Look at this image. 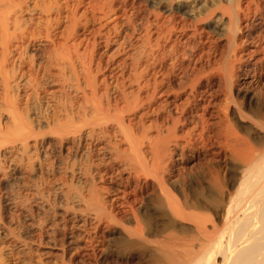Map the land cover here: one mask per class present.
<instances>
[{
	"label": "bare ground",
	"instance_id": "bare-ground-1",
	"mask_svg": "<svg viewBox=\"0 0 264 264\" xmlns=\"http://www.w3.org/2000/svg\"><path fill=\"white\" fill-rule=\"evenodd\" d=\"M150 1L133 54L106 1L0 0V264H264V0Z\"/></svg>",
	"mask_w": 264,
	"mask_h": 264
},
{
	"label": "rangeland",
	"instance_id": "rangeland-1",
	"mask_svg": "<svg viewBox=\"0 0 264 264\" xmlns=\"http://www.w3.org/2000/svg\"><path fill=\"white\" fill-rule=\"evenodd\" d=\"M18 1H20V0H18ZM85 1V3H84V5H82V11H86L87 9H90L89 10V12L91 11V9L93 8V7H95L96 6V4H100V3H104L105 1L106 2H108L109 3V5L112 7V9H114V13L116 12H118L117 13V15H114V13H112L111 15H110V19H109V22H108V25H109V28H108V31H110V33H111V35H113L112 33L115 31V28H119V30L121 29V28H123V29H121V32L122 33H127V32H129L128 34H133V32H134V34H135V41H133V44H134V46H135V50H133V54H137L139 51H140V48H141V46L142 45H140V44H142V42H143V40H144V37H142V36H144L143 34H144V28H146L147 26H148V24L150 23V21H151V13L153 12V10H154V8H153V4L151 3V1L150 0H84ZM103 1V2H102ZM148 1V2H147ZM124 5H125V7H124ZM1 6V5H0ZM2 7V6H1ZM0 7V8H1ZM121 7H124V9H125V11L124 12H122L121 11ZM3 8V7H2ZM1 8V9H2ZM120 8V9H119ZM150 14V15H149ZM126 15V16H125ZM150 16V17H149ZM182 19H184V20H187V19H185V17L182 15V16H180ZM147 20H149L148 22H147ZM130 22V23H129ZM128 23V24H127ZM145 23H146V25H145ZM130 25H131V27H130ZM120 26V27H119ZM124 26H125V28H124ZM127 26V27H126ZM129 26V27H128ZM131 29V30H130ZM135 31H134V30ZM144 29V30H143ZM126 30V31H125ZM128 30V31H127ZM132 30H133V32H132ZM141 30H142V32H141ZM130 32H132V33H130ZM142 34H141V33ZM140 34V35H139ZM214 40V39H213ZM0 42H1V38H0ZM216 42H218V44H221L220 46H222L221 47V49L222 48H224L225 46H223V44H222V41L221 40H218V41H216ZM47 44V45H46ZM39 45V46H38ZM138 45H140L139 47H138ZM137 47V48H136ZM179 47H180V50H181V48H182V45L180 44L179 45ZM138 48H139V50H138ZM0 49H1V45H0ZM32 49V51L30 50V49H28V51H26V53H30V54H28V55H31L32 53H33V55L35 56V59L38 61V60H40V58H42V57H40V56H43V54H45V53H47V52H49L50 51V44L48 43V42H45V41H40V42H37L35 45H33V48H31ZM45 49V50H44ZM100 53H102V51H100V50H98ZM97 51V58H101L100 57V55L101 54H99V52ZM138 51V52H137ZM136 52V53H135ZM16 54V53H15ZM40 55V56H39ZM39 56V57H38ZM99 56V57H98ZM2 60V54H1V50H0V61ZM12 65H14L13 63L11 64V68H13V66ZM48 67H46V69H47ZM43 69V73H45V71H48L49 69ZM47 73V72H46ZM46 77L48 76L47 74H44ZM45 77V78H46ZM49 76H48V79L47 80H49ZM1 87V86H0ZM245 88H248L249 87V85H245L244 86ZM257 86H255L254 88H256ZM249 88H251V87H249ZM262 88L264 89V85H262ZM1 89V88H0ZM47 89H49V90H43V91H41V92H39L38 94H40V95H38V94H34L33 95V99H32V102L30 101L29 103L30 104H28L29 105V107L31 108L30 110L32 111L33 109V111H37L38 110V112H39V108H40V111H42V108H43V110L47 107L46 106V101H47V99L50 97H48V96H46V95H49L50 94V88H47ZM1 91V90H0ZM42 92H46V93H42ZM25 92H24V90L21 92V94H24ZM46 94V95H45ZM35 96H37V97H35ZM41 96H43V98L41 97ZM58 96V99L60 98V94L59 95H57ZM74 96V95H73ZM234 96V95H233ZM45 97V98H44ZM224 97H220L219 99L220 100H218V103L221 101V99H223ZM41 101H40V100ZM43 99H45V100H43ZM34 100V101H33ZM74 100L75 101H78V102H80L81 100L79 99V97L77 98V96L75 97L74 96ZM37 101V102H36ZM40 101V102H39ZM39 102V103H38ZM34 104H36L35 106H34ZM43 105H45L46 107H43ZM37 106V107H36ZM36 109H35V108ZM32 113V112H31ZM30 113V114H31ZM216 122H218V121H216ZM250 125V127H251V122H249V123H247V124H245V126L246 127H248V128H250L249 127V125ZM188 128H190V127H188ZM252 128H250V130H251ZM252 131V130H251ZM244 134L245 133H240V135L241 136H243V138L245 137V139H247L248 140V142L250 141V139L249 138H247V136L248 135H246V136H244ZM249 144H252V146H255V147H253V148H258L255 144H253L252 142H249ZM87 148L86 149H88L91 153H89V151L87 152V150H85V148L84 149H81V150H79V149H77V148H71V149H69V150H59V148L57 147H53L52 149H50L49 148V150H40L39 151V153H38V158L40 157L41 159H45V160H42L43 162L45 161L46 162V166L47 165H53L54 167H56L58 164H63V163H65V161L66 162H68V161H70V160H74V158L76 159V160H79L82 156H81V154H90V157L91 158H93L92 160L93 161H95L96 159H97V154L95 153V147H92V145H88V146H86ZM89 147V148H88ZM54 149V150H53ZM74 149H75V151H74ZM92 149H93V151H92ZM254 149V150H255ZM71 150L73 151V152H71ZM76 150H77V152H76ZM85 150V151H84ZM202 150V149H201ZM199 150V153H195L197 156L195 157V154L193 153V151H189V150H187L188 151V156H189V159L191 158V157H193L194 159H192V161H191V163H189V164H187V165H181V167H183V166H185V168L186 169H189V170H193V171H198V170H209L208 169V167H210V169H212L213 168V166H215V164L216 163H214L213 161H211V160H213V158H212V155H210L211 153H207L206 151H204V150ZM57 151V152H56ZM63 151V152H62ZM69 151V152H68ZM84 151V152H83ZM59 152H61V154L59 153ZM65 152H67V153H65ZM76 152V153H75ZM83 152V153H82ZM46 153H47V155H46ZM54 153V154H53ZM73 153H75V154H73ZM206 153V154H205ZM43 154V155H42ZM49 154V155H48ZM56 154H57V156H56ZM71 154H73L72 156H70ZM94 154H96V155H94ZM45 155H46V157H45ZM61 155V156H60ZM78 155H80V156H78ZM93 155V156H92ZM206 155V156H205ZM208 155V156H207ZM209 155H210V157H209ZM51 156V157H50ZM59 156V157H58ZM68 156H70V157H68ZM75 156V157H74ZM43 157V158H42ZM47 157H48V160H47ZM64 157V158H63ZM66 157V158H65ZM96 157V158H95ZM50 158V159H49ZM54 159L53 161H52V159ZM64 160H63V159ZM69 158V159H68ZM72 158V159H71ZM211 158V159H210ZM57 159V160H56ZM179 159V161L181 160V158H178ZM210 159V160H209ZM62 160V161H61ZM49 161L51 162V163H49ZM55 161V162H54ZM64 161V162H63ZM204 161V162H203ZM208 161V162H207ZM44 162V163H45ZM53 162V163H52ZM60 162V163H59ZM206 162H207V164H206ZM213 164H212V163ZM208 163H211V165L210 164H208ZM228 163V162H227ZM229 163H231V162H229ZM205 164V165H204ZM56 165V166H55ZM206 165L208 166L207 168H206ZM227 165H230V164H227ZM51 167V166H50ZM61 167V166H60ZM194 167H195V170H194ZM198 167V168H197ZM205 167V168H204ZM52 168V167H51ZM62 168V167H61ZM191 168V169H190ZM201 168V169H200ZM204 168V169H203ZM226 168H228V166L226 167ZM5 192V193H4ZM10 192V191H9ZM8 191H4V190H2L1 188H0V219L1 220H4L5 219V217L7 216V215H9L10 216V213H11V210L9 209L10 207H7L6 205H7V203H6V201L8 202V199L10 198V195L12 194H10ZM9 194V196H6L5 197V195H8ZM15 195V194H14ZM2 197V198H1ZM5 198V199H4ZM7 199V200H6ZM3 202V203H2ZM137 204V203H136ZM139 205V206H138ZM141 204H140V202L136 205V207H141L140 206ZM3 206V207H2ZM33 206V207H32ZM31 206V211H32V214H36L37 215V211H35L36 210V208L34 207V205H32ZM10 210V213L8 212ZM35 211V212H34ZM34 212V213H33ZM18 217V216H17ZM16 216L14 217V218H16V219H18ZM19 220V219H18ZM104 234V233H103ZM107 233H105L104 235H106ZM108 235V234H107ZM6 246V245H5ZM9 246V245H8ZM11 246H13V245H11ZM11 246H9L8 247V251H10L9 252V254H8V259L6 260L7 262H6V264H24V262L26 263L27 261L30 263V264H36V262L37 261H35V259L37 260V255H36V257H35V255L33 256V259L31 260V262L29 261V259H27V258H25L24 256H23V254H21L22 252L19 250V249H17L16 247H14L13 246V248L11 247ZM18 251H19V253H18ZM21 255L23 256V257H21ZM25 260V261H24ZM23 263H22V262ZM32 261H33V263H32ZM139 260H134L133 261V263L132 264H145V263H143V261L141 262V261H139ZM38 263V262H37ZM28 264V263H27Z\"/></svg>",
	"mask_w": 264,
	"mask_h": 264
}]
</instances>
